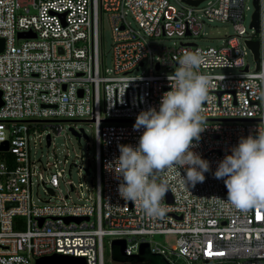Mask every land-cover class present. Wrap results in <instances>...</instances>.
Here are the masks:
<instances>
[{
  "label": "built area",
  "instance_id": "obj_1",
  "mask_svg": "<svg viewBox=\"0 0 264 264\" xmlns=\"http://www.w3.org/2000/svg\"><path fill=\"white\" fill-rule=\"evenodd\" d=\"M175 1L179 8L168 0H0V146L9 144L0 152L8 155L0 158V264H35L54 254L104 264L105 238L109 251L113 240H125L127 256L148 243L170 264H264V208L229 205L223 179L213 176L241 137L264 131V0L257 3V29L250 27L253 0L252 7L249 0ZM102 14L112 30L111 69L101 61ZM205 21L228 22L234 34L220 47L199 46L190 40L203 38ZM246 41L259 44L258 69ZM185 51L205 59L199 71L209 79L202 105L207 127L193 151L210 171L202 183L186 186L179 173H161L157 182L168 188L164 214L149 218L120 197L119 181L105 165L119 156L118 144H138L144 129H133L136 116L159 110L171 90L172 73L162 69L176 68ZM66 121L95 127V185L82 203L67 201L69 195L53 202L65 167L31 156L35 128H49L39 137L50 136L51 146ZM34 183L49 193L42 205L32 200ZM155 236H173L174 244H158Z\"/></svg>",
  "mask_w": 264,
  "mask_h": 264
},
{
  "label": "clouds",
  "instance_id": "obj_2",
  "mask_svg": "<svg viewBox=\"0 0 264 264\" xmlns=\"http://www.w3.org/2000/svg\"><path fill=\"white\" fill-rule=\"evenodd\" d=\"M204 62L199 51L181 55L167 76L171 90L162 94L159 110L149 107L135 118L133 129H144L138 144H118L119 156L105 165L119 181L120 197L136 204L149 218L164 214L162 201L168 188L157 182L161 173H179L186 186L202 183L204 173L210 171L209 161L193 151L207 127L202 105L209 79L199 71ZM213 176L223 179L229 205L241 210L264 208V131L258 128L255 137H241L231 154L218 162Z\"/></svg>",
  "mask_w": 264,
  "mask_h": 264
},
{
  "label": "rangeland",
  "instance_id": "obj_3",
  "mask_svg": "<svg viewBox=\"0 0 264 264\" xmlns=\"http://www.w3.org/2000/svg\"><path fill=\"white\" fill-rule=\"evenodd\" d=\"M175 7L179 8L181 5L175 0H168ZM248 5L252 7V0H249ZM206 6V2L202 4L201 7ZM252 15V10L247 11L245 26L247 27V22L250 20ZM100 40H101V61L103 67L111 69L113 66V55H112V30L108 16L106 14L101 15L100 21ZM204 36L202 39L190 40L199 46L205 47H220L223 45L224 40L234 34L232 25L228 22L205 21ZM164 45H171L172 41L163 40ZM247 62L250 65L251 70L255 69V65L252 61L251 56L247 57ZM176 68H172L171 71L166 73H173ZM143 71H147V67L136 72V75H140ZM230 70H222V73H229ZM235 72V71H232ZM62 127V132L60 136L54 139L51 146H47L45 137H39L41 134H45L49 128H43L37 126L35 128V133L31 134L30 146H31V156L36 161L40 160L45 166L47 162L53 163L57 161L60 166L65 167V173L59 180V186L56 189L57 198L53 199V202L59 201L60 197L68 196L67 201L73 203H82L81 200L82 193L87 194V190H92L95 185V127L89 122H62L60 123ZM71 127H76L77 129H83L87 138L81 137L78 139L71 131ZM65 161L67 163L65 164ZM38 167H41L40 162H37ZM81 167V171H79ZM86 170L90 174L87 175ZM45 174V172H43ZM71 184L74 189L71 190ZM82 185V186H81ZM81 186V187H80ZM84 195V196H85ZM49 199V193L44 189L42 185L34 183L32 186V200L36 205H42L43 202ZM154 241L158 244L171 245L174 244L173 236H155ZM107 239H104V254L103 263L113 264L111 260V253L107 245Z\"/></svg>",
  "mask_w": 264,
  "mask_h": 264
},
{
  "label": "water",
  "instance_id": "obj_4",
  "mask_svg": "<svg viewBox=\"0 0 264 264\" xmlns=\"http://www.w3.org/2000/svg\"><path fill=\"white\" fill-rule=\"evenodd\" d=\"M187 3L192 5H197L199 1H187ZM258 0H253V5L255 8V11L252 16V22L250 24V27H254L255 29L258 28ZM32 35L30 33H22L19 34V37H31ZM246 44L248 48L251 50L254 56V60L256 63V69H258V63H259V44L258 42L254 41H246ZM4 48V41L3 39H0V53L3 51ZM81 95V93H80ZM2 105L1 102V93H0V106ZM70 131L78 138L80 139L81 135L85 138H87L86 134L84 133L83 129L81 128L79 132L75 131L73 128H70ZM46 144L47 146L50 145V136L46 137ZM9 144L7 141L1 144L0 146V152H7L8 151ZM87 175L89 172H86ZM167 192V191H166ZM167 202L171 203L170 197L167 193ZM12 203H7L6 208L11 207ZM71 218H66V221H69ZM81 219H77V221H80ZM87 220V219H86ZM43 219H40V222H42ZM126 249V241L125 240H113L110 247V253H111V260L114 264H170L162 255L152 253L149 248L148 243L140 244L138 252L134 255L127 256L125 254ZM35 264H86V261L84 258H78V257H71V256H64L59 254H54L48 257H42L39 259H36Z\"/></svg>",
  "mask_w": 264,
  "mask_h": 264
},
{
  "label": "trees",
  "instance_id": "obj_5",
  "mask_svg": "<svg viewBox=\"0 0 264 264\" xmlns=\"http://www.w3.org/2000/svg\"><path fill=\"white\" fill-rule=\"evenodd\" d=\"M6 156H8V155H4V154L0 153V158H5Z\"/></svg>",
  "mask_w": 264,
  "mask_h": 264
},
{
  "label": "snow or ice",
  "instance_id": "obj_6",
  "mask_svg": "<svg viewBox=\"0 0 264 264\" xmlns=\"http://www.w3.org/2000/svg\"><path fill=\"white\" fill-rule=\"evenodd\" d=\"M219 254H222V253H219Z\"/></svg>",
  "mask_w": 264,
  "mask_h": 264
}]
</instances>
